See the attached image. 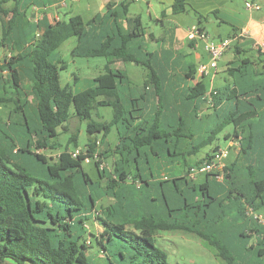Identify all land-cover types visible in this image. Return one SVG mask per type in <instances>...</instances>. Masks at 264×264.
I'll return each instance as SVG.
<instances>
[{
	"label": "trees",
	"instance_id": "obj_1",
	"mask_svg": "<svg viewBox=\"0 0 264 264\" xmlns=\"http://www.w3.org/2000/svg\"><path fill=\"white\" fill-rule=\"evenodd\" d=\"M9 1L0 0V46L9 53L0 63V72H8L4 83L13 89L14 97L7 95L3 83L0 104L12 101L17 119L0 123V264H169L166 252L156 244L155 232L160 230L195 233L227 264H251L256 256L264 258V136L255 143L252 131L255 118L264 129V113L258 112L264 107V80H255L264 78V50L252 42L260 66L246 57L229 70L234 79L243 78L251 87L241 88L237 81L215 87L212 82L210 89L209 78L207 83L201 77L173 97L169 93L162 96L156 88L153 113L141 114V109L127 108L120 97L118 84L127 75L113 67L117 61L135 62L148 69L144 84L156 77L149 58L141 60L133 48L145 31L140 16L128 15V3L109 2L103 13L87 21L72 14L41 27L37 19L26 31L28 5L21 7L20 0H11L14 4L7 7ZM186 10L185 0L172 3L173 13ZM201 18L198 14V22ZM70 37L78 41L73 55L106 59L94 84L78 92L72 84H62L60 71L67 65L55 56ZM195 72L189 66L186 76L194 79ZM202 102L213 108L214 114L207 119H217L206 130L197 121L196 110ZM98 106H110L112 118L93 120ZM165 109L177 116L176 122L162 123ZM71 110L87 121L85 152L73 157L71 149L65 148L57 158L40 152L56 148L50 139L58 134V127L67 130ZM227 125L235 130L224 138L244 135L236 159L225 164L221 180L226 178L225 182L216 181L211 172L197 183L182 175L154 177L152 168L158 159L181 164V170L184 165L187 174L208 160L218 145L201 160L195 156ZM112 128L118 135L113 147L106 142ZM11 134L22 145L15 148ZM255 150L258 157L247 159L244 178L238 171V159ZM87 156L99 177L106 178L104 184L83 171ZM108 158L112 165L99 169ZM209 175L213 187L208 184ZM160 185L173 194L159 191ZM103 195L113 202L105 207L104 216H97L96 204ZM92 218L100 221V233L88 227ZM91 237L96 248L88 252Z\"/></svg>",
	"mask_w": 264,
	"mask_h": 264
},
{
	"label": "crops",
	"instance_id": "obj_2",
	"mask_svg": "<svg viewBox=\"0 0 264 264\" xmlns=\"http://www.w3.org/2000/svg\"><path fill=\"white\" fill-rule=\"evenodd\" d=\"M10 1L6 4L7 7H10L14 4L12 1ZM61 1L50 0L48 3H42V1H40L38 3L32 2L31 4H27L28 7L26 9L27 11L24 20V30H29V26L32 22H34L36 17L41 16V27L45 24L54 23L55 17L57 16L60 17V19L63 18V16L59 15V5ZM121 1L128 3V15L140 16L141 22L144 26L145 34L134 42L133 48L138 52V56L141 60L146 61L149 58L150 65L156 72V77H154L151 82L144 84L145 79L148 76V69L144 66L147 69V72L142 76L141 82L136 81L134 80V78L129 76L126 70H124V62L117 61L113 64V67L123 70L127 75L126 80H124L123 83L118 84V92L127 108L141 109V114L153 113L156 105L157 90H159L160 93H163L162 96L165 95V97H167V93H169L172 97L176 96V94L178 93H183L184 90H186L187 86L193 85L196 81L201 79L198 69L200 65L207 63L208 55L203 47L202 41H199L197 44H195L190 42L186 38V28L184 29L180 19H177L175 17V15L179 13L172 12V3L174 2V0H143L146 3L145 11L147 13V19L152 21L155 25H160L162 27L168 25L167 28H169V30L167 31V35L161 33L158 29H156V27H153L146 22L144 23L141 13H132L129 11L130 3L136 0L88 1L87 8H93V14L87 20H89L96 14L103 13L106 10V5L109 2L118 3ZM243 1L244 3H246V0ZM254 1L258 2V0ZM185 2L187 8L185 12H192L196 17V22H198L197 15L200 14L202 18L201 22H199L200 24H198L201 25L205 30L207 29L203 25V22L215 24L218 30H222L226 26L225 33H227V35L225 36V34L217 32V39L231 36L235 32L237 33L240 29H247L249 31V38L246 40H236L232 44L231 49L227 53V55L219 61V68L216 76H214L213 78V85L215 87H219L226 83L237 81V86H240L241 88L243 85H245V87H251L250 82H246L243 78L234 79L229 70L232 67L238 66L240 64V60L246 57L252 61L255 67L260 66L256 51L252 49V42L259 43L264 47V5L262 6V4L259 3V12L257 13L255 10H250L251 13L248 15L244 12V9L237 3L236 0H185ZM21 7L25 6L22 5ZM195 23L193 22L192 24ZM227 27H230L231 31L227 32ZM30 37L31 35L27 37V41ZM4 49L6 50V54ZM4 49L0 55V63L6 56L9 55L7 49ZM147 55H149V57ZM188 58H191V61H189ZM130 63L134 65H141L135 62ZM189 66L195 68L196 72L194 79H189L186 76ZM98 74L90 78L82 79L81 81L83 82V85L79 88L74 86V91L78 92L93 85L94 78ZM0 75H3V78H0L1 86L4 83L5 77H8L9 74L6 70H4L0 72ZM204 79L207 80V77H205ZM255 80L262 81L264 80V78L262 77V79H260L259 77H255ZM22 81L25 82V86L28 85V81L25 77H22ZM29 95V97H31V94ZM210 106L211 105L207 102H202L198 105L196 110L198 119L197 121L202 122V120H207V117L209 115L214 114L213 108ZM165 110L166 111L162 116V123L167 124L176 122L177 116L172 117L171 112L169 113L168 109ZM258 112L264 113V107L261 110H258ZM254 122L255 127L252 130L254 135L253 139L255 140V143H257L261 140L260 136H264V129L260 127L261 125L258 123V118H255ZM233 130L235 129L231 127L230 129L225 131L223 133V138L227 132H232ZM245 134L246 136L249 135L246 132ZM242 135H244V132H240L238 136L231 135L230 137L225 138L226 140H228L229 146L231 145L235 148V152L236 150L237 152H239ZM243 141V145H245L246 141ZM254 152L256 153L254 154L252 151H250V154H244L241 158L238 159V162L241 159H252L253 156L257 158V153L259 152L257 150H255ZM224 162H226V160H224ZM231 162L232 161H228L225 164H230ZM246 165L247 164L243 165V169L247 171ZM243 169L239 168L238 166L239 172L244 171ZM152 170L155 178H162L164 176L172 175L176 176L182 174L181 164L175 163L174 165H171L168 163L166 165V161L161 159H158L156 161V164L153 166ZM151 183L153 185H156L154 179L151 180ZM160 190L167 191L169 195L173 194V191L171 189H164L161 185L159 187V191Z\"/></svg>",
	"mask_w": 264,
	"mask_h": 264
},
{
	"label": "rangeland",
	"instance_id": "obj_3",
	"mask_svg": "<svg viewBox=\"0 0 264 264\" xmlns=\"http://www.w3.org/2000/svg\"><path fill=\"white\" fill-rule=\"evenodd\" d=\"M40 1H42V3L43 2L48 3L50 0H20V4L26 6L27 4H31L32 2L38 3ZM88 1L91 0H78V1L66 0L67 6L60 7L59 15L63 17H68L72 14L80 13L83 19L87 20L93 14V8L92 9L87 8ZM236 1L244 9V12L246 14L249 15L251 13V11L245 7V3L243 0H236ZM263 2L264 0H258V3L262 4V6L264 5ZM145 10H146V3L143 0L133 1L129 5L130 12L141 13L143 16L144 23L146 22L152 25L153 27H156V29H158L161 33L167 35V31L169 30V28H167L168 25H166L165 27H162L160 25H155L152 21L147 19V13ZM255 11L257 13L259 12V10H255ZM175 17L177 19H180L184 29L193 22L194 23L196 22V17L192 12L179 13L176 14ZM203 25L208 30L210 36L216 40H217L216 34H218L217 32H220L221 34H225V36L227 35V33H225L226 26L224 29L218 30L217 26L213 23L203 22ZM229 31H231V28L227 27V32ZM1 34H2V25L0 20V40H1ZM77 43L78 41L76 37H70L66 41H64L55 52V56L60 58L67 65L66 69L60 71V80L62 84H66V83L72 84L73 88L74 86H76L77 88L81 87L83 85V82L81 81L82 79L90 78L100 72H103L104 65L106 62V59L104 57H84L79 55H73L72 50L77 45ZM3 49L4 48L0 46V55ZM230 49L231 48H229L223 54L221 59H223L227 55ZM5 54H6V50H5ZM188 60L191 61V58H188ZM123 68L129 74V76H131L132 78H134V80L139 82H141L142 76L147 72V69L144 66L134 65L130 62H124ZM75 76H77L78 78L77 80H75ZM4 86L6 88L7 95L14 97V91L10 87V85L5 82ZM33 105L34 104L32 102V106ZM13 108H14V103L12 101H8L6 103L0 104V123H5L7 121L10 122L11 121L10 119H17V115L15 113H12ZM112 115H113V110L110 106H98L97 108L94 109L92 113V119L108 121L112 118ZM214 119L211 116L207 120H202L201 126H203V130L208 129L211 125H213L217 120ZM86 123L87 121L80 120L73 113V110H71L70 117L66 121L67 130H63L61 127H58V134L50 139V142L53 143L56 146V148L47 149L40 152H43L49 156H53V157L55 156V158H57L59 151H62L65 148H68L69 150L74 149L75 147L83 148L89 140V134L86 132ZM231 127L232 125H227L216 136V138L212 143L202 147L195 156V159L201 160V158L204 157L207 152L210 153L212 148L215 145H218L220 149L231 147L229 149V154L224 159L226 160V162L235 160L237 150L235 152V148L231 145L229 146L228 140L223 138V133L228 129H230ZM96 135L100 137L99 134ZM12 136H13L12 138H13L14 146L16 145L15 148L18 147L19 145H22V142L19 141L18 136H16L15 134H13ZM71 136L75 137V141L70 140ZM117 141H118L117 131L115 128H112L111 131L106 136V142H108L109 145L113 147ZM244 164H247L246 159L239 160L238 162L239 168L243 169ZM103 165L107 169L112 165V159L111 158L105 159ZM82 169L83 171L87 172L94 181H99L101 184L105 183L106 178L103 179L99 177V172L96 169L93 160H90V162H83ZM99 169H101V167ZM243 170L246 171L245 169ZM244 171L239 172V174H241L242 177H244L245 175ZM181 173L182 176L191 178V180L196 183L205 181V177H206L205 173H199L195 176V178H192L190 175L187 174L186 167L184 165H183V170H181ZM215 179L216 181L218 180L222 183L225 182L226 180V178H224L223 181L217 178ZM208 184L209 186L212 187L214 186V181L211 175L208 176ZM90 187L92 188L93 185ZM95 190L101 192V189H98V187L97 188L94 187V191ZM112 202H113L112 197H108L106 195L99 197L96 204V210H98V213H96L95 215L104 216L102 215V212L104 211L105 207L110 205ZM87 225L93 231H97L99 233L102 231V226L100 224V221L97 220V218H92L90 221L87 222ZM155 239H156V244L166 252L167 261L169 264H227L221 257L215 255L216 249L214 247L210 246L204 240L200 239L199 236H197L195 233L186 232L183 230H173V231L160 230L155 232ZM91 245L92 247L88 249V252L95 251L96 241L94 237H91ZM250 262L251 264L252 263L264 264V258L256 256L255 260L254 261L252 260Z\"/></svg>",
	"mask_w": 264,
	"mask_h": 264
},
{
	"label": "built area",
	"instance_id": "obj_4",
	"mask_svg": "<svg viewBox=\"0 0 264 264\" xmlns=\"http://www.w3.org/2000/svg\"><path fill=\"white\" fill-rule=\"evenodd\" d=\"M60 7H66V0H62L60 2ZM245 7L248 10H258L260 9V4L254 0H246ZM40 17H36L34 21L40 19ZM60 20V17H55V21ZM249 31L247 29H240L235 35L227 36L220 39H214L210 36L207 30H205L198 23L190 24L186 27V38L192 42L197 44L199 41L203 42L204 49L208 55V60L206 64H202L199 66V74L201 77H208L210 80V89L212 88L213 78L218 71V63L223 56V54L231 48V45L236 40H243L249 36ZM38 35V32H36ZM254 47H261L264 50V47L259 43H254ZM98 143V141H97ZM87 146L83 148L77 147L70 150V153L73 157L77 156L80 152H85ZM229 154V147L224 149H216L211 152V157L208 160L203 161L200 165L194 166L190 168L188 175L192 178L199 173H207L211 172L214 174L215 178L222 180L224 175V167L225 157ZM95 160L98 159L97 154H94ZM91 158L89 156L84 158V162H90ZM103 162L100 163V167H103ZM262 223H264V219H261Z\"/></svg>",
	"mask_w": 264,
	"mask_h": 264
}]
</instances>
